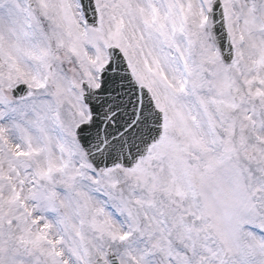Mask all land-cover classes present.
I'll list each match as a JSON object with an SVG mask.
<instances>
[{
    "label": "snow or ice",
    "instance_id": "snow-or-ice-1",
    "mask_svg": "<svg viewBox=\"0 0 264 264\" xmlns=\"http://www.w3.org/2000/svg\"><path fill=\"white\" fill-rule=\"evenodd\" d=\"M0 264H264V0H0Z\"/></svg>",
    "mask_w": 264,
    "mask_h": 264
}]
</instances>
